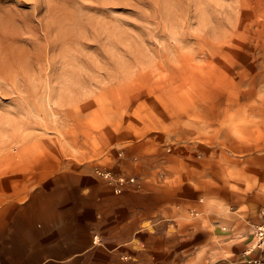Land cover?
I'll return each instance as SVG.
<instances>
[{"label": "rangeland", "instance_id": "obj_1", "mask_svg": "<svg viewBox=\"0 0 264 264\" xmlns=\"http://www.w3.org/2000/svg\"><path fill=\"white\" fill-rule=\"evenodd\" d=\"M240 1L0 0V17L16 20L22 38L36 35L41 45L27 50L38 98L13 92L23 88L21 76L5 75L0 83V229L9 230L12 246L19 244L20 227L27 229L30 250L46 245L47 234L64 238L70 228L88 227L83 210L102 208L108 264H129L155 249L166 257L196 236L198 220L206 226L197 204L211 163L228 172L264 132V0H246L245 17L237 13ZM231 6L236 9L228 17ZM197 28L218 40L232 34V47L215 59L220 65L209 83L195 81L189 98H182L189 85L180 76L188 74V62L179 55L187 51L177 50L175 38ZM78 34L86 37L72 45L80 59L73 56L70 64L59 50ZM50 39H56L52 50ZM49 59L54 71L38 80ZM245 59L252 67L240 81ZM254 80L251 96L247 87ZM67 110L72 120L57 116ZM46 124L72 131V144L60 143ZM95 170L134 177L138 188L115 194ZM47 200L52 209L42 206ZM34 202L41 205L36 218L30 215ZM46 225L53 232L42 235ZM138 234L148 240L140 252H128Z\"/></svg>", "mask_w": 264, "mask_h": 264}, {"label": "crops", "instance_id": "obj_2", "mask_svg": "<svg viewBox=\"0 0 264 264\" xmlns=\"http://www.w3.org/2000/svg\"><path fill=\"white\" fill-rule=\"evenodd\" d=\"M228 167L227 172L220 163L214 162L206 173L205 191L197 204L200 208L197 216L201 214L205 218L206 226L198 220L194 226L199 231L194 238L166 257L161 256L163 249H155L154 255L139 253L129 264H251L257 259L260 252L249 250L254 244L253 230L264 224V132L257 145H245L243 157ZM83 211L88 215V227L70 228L67 236L60 238L52 230L55 226L46 225L42 235L52 231L51 235L47 234L51 239H47L46 245L43 242L30 250L27 229L20 227L17 246H12L9 230L0 229V264H108L104 248L108 232L105 209ZM141 214L139 211L137 219ZM96 235L100 244L93 245ZM146 240L147 237L138 234L129 241L133 244L126 250L140 252ZM77 254L81 256L64 263Z\"/></svg>", "mask_w": 264, "mask_h": 264}, {"label": "bare ground", "instance_id": "obj_3", "mask_svg": "<svg viewBox=\"0 0 264 264\" xmlns=\"http://www.w3.org/2000/svg\"><path fill=\"white\" fill-rule=\"evenodd\" d=\"M243 4L246 5V0H241L240 3L236 6V8L241 10L237 13L245 17L246 12H244V9H242ZM236 8H234V6H231V10L232 9L233 10L230 12L228 17L230 15H233L232 13L235 11ZM184 25L188 29L190 25L189 21L187 20L184 21ZM26 26L30 28V30L34 29V27L30 24H27ZM204 26H206V24ZM198 31L199 29L197 28V32L194 35L190 34L189 31L187 33L182 32L181 34H179L177 38H175V41L177 42V50L179 52L183 50L187 51L186 55L184 56L179 55V58L185 59L188 62L186 67H184L185 69H183L184 71L188 72V74L183 73L184 75L180 76L181 77L180 80L184 81L185 84L189 85L187 86L186 90L181 91L180 96L182 98H189V96L191 95V91L193 90L192 84L195 81L200 80L201 82L203 81L205 84L209 83L210 78L213 75H215L214 71L216 72V67L220 65L219 64L220 62L219 61L216 62L215 59H218L220 55L223 53L230 52L231 47H232L231 46L232 34H230L229 36L225 35L222 37V39L218 40L213 35V32L211 33L207 31L205 33L203 32L199 33ZM62 36L63 35L61 34L60 37ZM84 37H86L84 34H78L70 40H65L67 42H63L64 45L65 44H69V45L64 46L62 44V47L59 51H60V55L65 53L64 56H69L68 63L71 64L76 61L73 56H76L77 59H80L77 55L78 53L76 52V50L72 49L71 47L72 45L75 46V43L77 40H80ZM44 39L47 44L46 49L49 52L50 51V46H48L49 40L46 38V36ZM225 39L227 41H224ZM38 41H39V37H36V35H32L29 38L23 39L22 38V28L16 22V20L10 17H0V83L1 81H6L4 77L5 75H8V76L13 75L15 77L21 76L22 82H23V85H22L23 88L19 89V91L18 89H15L13 91L15 93L19 92L18 98H38L37 97V90H38L37 85L33 84V81L36 80L34 79V70L31 65V59L29 58L28 53H27L28 48L34 47L36 50H38L37 49L38 47L41 48V45L38 43ZM55 41L56 39L55 40L50 39L51 50L53 49L52 43ZM80 48L82 50H85L87 48V45L84 44ZM250 52H253V50ZM253 59H256V57ZM38 60H41V54L38 55ZM251 60L249 62L248 59H245L244 60L245 65L242 67L241 71L237 73V77L240 81H243V79L246 78V71L252 67L250 65ZM48 63L49 64L45 69L42 67L39 68L35 78L40 80L42 79L41 74H44L46 79H49V77L51 76L50 74L54 71V65L52 64V59H49ZM76 64H79V63L77 62ZM229 71H231V69H229ZM228 74H230L231 77L233 76L231 72H229ZM260 75L262 76L261 73L257 74V79H260ZM254 84H255V80L250 82L247 87L249 88V92H250L249 94L251 96H252L253 88H255ZM23 89L24 91L20 92ZM24 92H26L27 94L26 96H23ZM208 97L217 98V96H214V95H210ZM57 116L65 117L68 120L73 119L71 110L70 111L67 110L65 113H61V114L57 113ZM85 118H86L85 116H82L80 120L82 121V124H83V127H82V135H83L82 146L83 148L86 147V139H87V130H86L87 123H86ZM36 119H39V117H36ZM39 120H42V119H39ZM53 122L58 123L57 120H54ZM44 128L51 129L54 133H56L59 137L58 140L60 143L64 142L65 144H69V145L72 144V140L69 138V135L72 133V131L70 130L60 131L56 129L55 127L50 128L47 124L44 125ZM221 129H222V126H221ZM224 137H226V134H224ZM42 206L43 207L46 206L48 209H52L53 207L51 205V202L48 200L46 202H43ZM31 208L32 209H31L30 215L36 218L37 214L41 210V205L37 204V202H34ZM96 242H97V237L93 239V242H92L93 245H95ZM254 242H255V239H254ZM254 250H258L260 252L259 255L262 256V251L260 249L254 248ZM80 256H81L80 254H77L71 259L65 261L64 263L68 261L71 262L74 260V258H77Z\"/></svg>", "mask_w": 264, "mask_h": 264}, {"label": "built area", "instance_id": "obj_4", "mask_svg": "<svg viewBox=\"0 0 264 264\" xmlns=\"http://www.w3.org/2000/svg\"><path fill=\"white\" fill-rule=\"evenodd\" d=\"M94 174L106 181L113 187L115 194H121L124 191L138 188L136 186L137 180L134 177L114 176L109 171L95 170ZM253 236L255 239L253 247L249 250L253 251L254 248H258L262 251V256L252 260L251 264H264V225L258 226L253 230Z\"/></svg>", "mask_w": 264, "mask_h": 264}]
</instances>
